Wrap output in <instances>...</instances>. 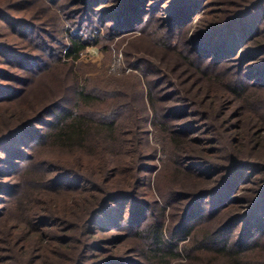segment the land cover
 <instances>
[{
	"label": "trees",
	"instance_id": "trees-1",
	"mask_svg": "<svg viewBox=\"0 0 264 264\" xmlns=\"http://www.w3.org/2000/svg\"><path fill=\"white\" fill-rule=\"evenodd\" d=\"M4 1L0 264L135 263L116 254L117 247L107 256L89 257L101 248L91 241L97 234L113 235L108 230L126 229V219L129 226L142 225L147 217L143 210L152 202L161 203L162 209L159 223L142 230L145 264H264V101L249 98L264 97V0L217 5V0H86L103 14L100 20L112 23L110 30L125 36L139 30L146 14L165 6L167 11L156 16L163 27L190 30L181 51L153 34L151 42L163 50L157 48L156 63L147 60L143 77L120 67L109 83L107 79L101 101L76 84L73 106L67 110L59 107V97L46 96L27 108L25 92L12 85L28 84L41 70H33V62L45 65L43 52L34 55L22 43L30 40L32 26L47 22L32 19L31 8L24 10L28 17L16 15L19 4L30 5L29 0ZM236 6L231 14L229 7ZM219 14L228 15L222 23L216 22ZM83 45L70 37L62 51L64 62L77 59ZM6 65L16 67L10 71ZM151 74L157 77L149 79ZM174 74L187 89L168 88L163 99L169 107L162 113L156 94ZM55 110L60 116L48 122L45 117ZM187 114L195 121L176 125ZM41 122L51 125L47 135L40 131ZM148 127L155 129L154 136ZM181 142L195 151L187 152ZM158 149L166 154L161 159L171 173L168 191L156 180L149 185L147 172ZM143 160L148 163L141 164ZM188 182L192 184L186 188ZM202 199L211 200L207 220L220 217L208 228L196 222L202 211L193 213ZM172 209L179 211L173 214ZM169 216L174 219L167 230Z\"/></svg>",
	"mask_w": 264,
	"mask_h": 264
},
{
	"label": "rangeland",
	"instance_id": "rangeland-1",
	"mask_svg": "<svg viewBox=\"0 0 264 264\" xmlns=\"http://www.w3.org/2000/svg\"><path fill=\"white\" fill-rule=\"evenodd\" d=\"M2 0H0L1 3ZM7 1V0H6ZM4 1V3H6ZM222 1L228 0H217V3ZM236 1V0H234ZM21 2V1H20ZM30 5L27 4H19L17 7L18 11L16 15L18 17H28L25 14L24 10H29V14L32 15V19H40L45 18V22L47 25L37 24L35 29L34 26L30 28L27 32V37L30 39L27 42H23L22 46H24L26 50H30V52L34 55H39L43 52V61L45 63L42 64L40 62H33L31 67L33 70L35 66H38L41 69L37 74L30 76V82L25 85L16 84L13 82L12 85H15L17 88H21L23 92H25V99L27 103V108L35 103L39 102V99L46 97H59L58 103L60 104L59 107H64L67 110L69 107L73 106L74 97H75V88L76 84L84 85L86 90H90L91 92L95 93L99 100L101 101L102 96L105 93V89L107 88V79L109 83V79L112 77V73L118 70L120 67H123L125 73L132 74L138 73L142 77V71L144 66L147 64V60L156 63L155 56H159L160 54L156 55L157 48L160 49V52L163 50L159 47H156L153 42H151L152 35H157L159 38H167L170 44L174 45L176 51H181L183 48V40L185 38V34L190 29H184L180 31L179 28H176L177 31L169 32L167 25L163 27L162 23L156 17L159 13L163 11H167V6L161 9V12L150 11L146 14L145 18L147 19L146 22L138 27L139 30L135 32L133 35H127V33H119L116 30H110L111 22H106L104 19H99L100 15L103 14L99 11H95L97 8L96 6H91L88 4L86 0H29ZM3 3V4H4ZM11 2H9L10 4ZM35 3L34 5H32ZM102 6V5H101ZM25 9H23V8ZM32 7H37L38 10L34 11ZM213 10L217 9L212 8ZM237 9V6L234 8L229 7V11L231 14L233 11ZM223 11L227 10V8H223ZM227 10V11H228ZM93 11V12H92ZM91 12V13H90ZM99 12V13H98ZM95 13V15L93 14ZM151 13H155L154 15ZM93 15L94 17H89L88 15ZM152 15V16H150ZM163 15V14H161ZM38 16V17H37ZM227 14H219L217 17L215 16L216 22L222 23L223 20L227 18ZM30 17V16H29ZM153 17V18H152ZM207 17V16H206ZM149 18H152L148 20ZM197 18V17H196ZM212 19L214 17L210 15L207 17ZM248 17H245V20ZM39 22V20H36ZM44 22V23H45ZM40 23V22H39ZM104 23V24H103ZM46 26H49L46 27ZM51 27V28H50ZM2 30V29H0ZM26 30V28H25ZM182 30V27H181ZM3 31V30H2ZM8 32V31H7ZM9 33V32H8ZM11 37V36H10ZM59 37V38H58ZM74 37L76 40L81 41L84 45L83 48L76 54L78 57L71 62H64L65 59L62 57V51H64L65 47L69 45V38ZM66 38V40H65ZM60 44V45H59ZM70 47V46H69ZM154 51V52H153ZM167 55L171 56L170 52L166 50ZM155 54V55H154ZM53 57H52V56ZM172 58H177L175 53H172ZM145 59V60H144ZM59 61V63H57ZM145 61V62H143ZM57 63V64H56ZM143 63V64H142ZM148 65V64H147ZM151 66V65H149ZM15 65L5 66L4 68L10 69V71H14ZM48 67V68H46ZM18 71L23 73L20 67H17ZM29 73V72H24ZM159 75V73L157 74ZM172 77L169 80L168 85L166 88L163 87L162 90H159L156 94L159 103V110L162 113L165 111L166 107H169L168 100H164L163 96L169 93V90H185L187 89L183 85H180V81L182 80L177 76V74L171 75ZM149 79L157 77L155 75L148 76ZM161 77V76H159ZM164 79L161 78V81ZM160 81V82H161ZM180 82V83H179ZM152 84V83H151ZM166 84L163 82L160 85ZM169 88V90H168ZM256 94V93H255ZM99 95V96H98ZM104 96V95H103ZM249 98H260L264 101V97L256 95H249ZM183 98H179V101H183ZM160 101V102H159ZM177 102V101H176ZM175 102V103H176ZM98 104V103H97ZM177 106L181 103H176ZM98 107V106H97ZM93 107V108H97ZM161 107V108H160ZM89 108V107H88ZM99 108V107H98ZM180 109V108H179ZM178 109V110H179ZM185 109V108H184ZM192 107L189 111H192ZM88 111L91 108L86 109ZM183 110V109H182ZM187 110V108H186ZM176 111V110H175ZM173 111V112H175ZM60 111L55 110L54 112L50 113L45 117L48 122L55 121L58 116H60ZM177 113V111L175 112ZM173 117V116H172ZM170 116V118H172ZM191 116L187 114L183 116L182 119H178V124L187 122H194L195 119L190 118ZM169 119V118H168ZM47 122V121H46ZM43 129L41 132H44L45 135L50 131L51 125L49 123L41 122ZM45 123V124H44ZM199 124V123H197ZM181 126V125H180ZM148 133L150 136H154L155 129L148 127ZM182 130V129H181ZM153 134V135H152ZM187 152L195 151L192 147L188 146L185 142H181L180 144ZM158 154H156V160L150 162L152 166V170L147 172L149 176V185L155 184V180L157 181L160 186L163 187L165 191H168V184L170 181L168 180V175L171 173L167 172L164 168L165 162L163 163L162 157H165V153L162 152L161 149H158ZM159 157V158H158ZM148 161L143 160L141 164H146ZM150 166V167H151ZM184 180L188 181L187 178H183ZM174 184V183H171ZM192 183H185L184 186L186 188L190 187ZM194 184V183H193ZM256 187V186H255ZM151 188V187H150ZM170 188V187H169ZM238 187H235L237 189ZM254 187H251L253 189ZM234 189V190H235ZM140 191H145L140 190ZM140 198H146L147 196L139 195ZM148 200V197L146 198ZM161 199V197H160ZM163 200L161 199V202ZM211 205V200H200L198 204V208L194 210L193 213H198L202 211L200 218L196 221L199 223L200 221L203 222L204 228H208L213 223L220 220L218 215H213L211 218L207 220L209 216H207V209ZM149 210H143V213L147 215L142 225H134L132 224L129 226L128 219L123 221V225L126 226L124 230H108L111 234H97L96 237L92 238L93 241L97 242L96 244H100L101 248L97 250V256L91 254L89 257H98V256H107L108 251L111 249L115 251L117 247V251L115 252L120 253L119 255L128 256L134 261L135 263L128 262L131 264H145L147 262L144 258L143 249H144V242H146L145 238L143 237L144 234L142 230L144 227H147L152 224H158L160 221V213H161V203L155 202L150 204ZM166 208V212H168ZM173 214H176L179 210L172 209ZM172 216V215H171ZM173 217L169 216L168 222H166L167 230L168 226L173 223ZM206 220V221H205ZM195 222V224H197ZM201 222V223H202ZM194 223V222H193ZM191 222V224H193ZM190 224V225H191ZM208 224V225H207ZM207 225V226H206ZM119 234V235H118ZM258 233H256V236ZM83 240V238H81ZM99 239V241H96ZM168 240V237H167ZM114 243L115 248L111 246L110 242ZM168 243V242H165ZM163 244L165 246L166 244ZM113 251L111 253H113ZM113 253V254H115ZM204 255V254H199Z\"/></svg>",
	"mask_w": 264,
	"mask_h": 264
}]
</instances>
